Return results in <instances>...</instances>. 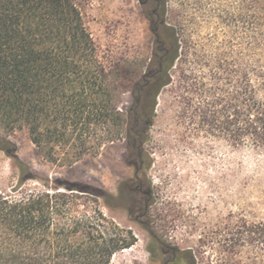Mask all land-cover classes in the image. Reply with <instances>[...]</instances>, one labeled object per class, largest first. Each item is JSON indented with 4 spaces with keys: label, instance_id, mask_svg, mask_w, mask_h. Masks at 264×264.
<instances>
[{
    "label": "trees",
    "instance_id": "trees-1",
    "mask_svg": "<svg viewBox=\"0 0 264 264\" xmlns=\"http://www.w3.org/2000/svg\"><path fill=\"white\" fill-rule=\"evenodd\" d=\"M161 1L163 18L166 3ZM81 15L74 0H0V124L10 130L27 128L50 161L71 166L84 151L123 135L130 149L139 147L146 163L158 98L173 84V70L182 58L180 38L165 23L154 25L153 61L134 83L125 65L112 70L104 66ZM255 31L264 36L260 28ZM246 51L241 84L223 62L210 69L211 82L195 68L182 69L181 103L193 122L199 118L200 129L234 149L263 152L259 87L264 86V66L255 58L264 54V46L250 43ZM127 92L133 101L123 109ZM7 145L12 152L0 148L18 160L16 145ZM18 165V186L0 191V264H113L117 253L132 247V232L114 224L103 229L101 217L84 221L73 216L75 193L87 191L63 181L53 190L27 189V181L35 178L26 163L18 160ZM240 235L253 237L264 264V224ZM178 260L196 264L191 250L181 252L174 263Z\"/></svg>",
    "mask_w": 264,
    "mask_h": 264
},
{
    "label": "rangeland",
    "instance_id": "rangeland-1",
    "mask_svg": "<svg viewBox=\"0 0 264 264\" xmlns=\"http://www.w3.org/2000/svg\"><path fill=\"white\" fill-rule=\"evenodd\" d=\"M158 1L145 6V0H74L104 66L112 70L125 65L134 83L154 58L152 19L173 28L180 38L182 58L173 70V84L158 98L145 146V178L155 194L152 231L158 240L119 209L118 184L132 174L125 136L84 151L71 166L50 161L25 127L10 130L0 124V146L12 152L7 142L16 145L18 160L30 167L35 179L27 181V189L53 190L63 181L85 190L75 193L73 216L84 221L101 217L103 229L114 224L133 233L134 244L117 253L113 264H159L161 256L157 252L153 259L152 254L160 243L179 253L193 251L196 264H263L253 237L241 239L240 232L264 224V151L234 149L200 129L199 118L193 122L191 111H184L179 77L182 69L195 68L211 82L210 69L223 62L241 84L248 46H264V36L255 31L264 32V0H163L166 15L162 18L160 11L156 19L151 13L163 3ZM256 61L264 66V54ZM259 90L264 100V86ZM132 101L127 92L121 106L128 108ZM18 160L0 148V191L18 186Z\"/></svg>",
    "mask_w": 264,
    "mask_h": 264
},
{
    "label": "flooded vegetation",
    "instance_id": "flooded-vegetation-1",
    "mask_svg": "<svg viewBox=\"0 0 264 264\" xmlns=\"http://www.w3.org/2000/svg\"><path fill=\"white\" fill-rule=\"evenodd\" d=\"M151 3H159V1L145 0L144 5L149 6ZM159 12L160 8H157L151 13V15H153L154 18L157 19V17H159ZM152 23L153 24L151 26V31H153L152 27L155 24L158 25V23L155 22L153 19ZM126 146V161L128 166H130L132 169V174L121 179L118 184L117 196L119 202H121V205H119V209L125 210L129 217L132 219V221L141 225L146 231L152 234V236L154 237L153 239L158 240L157 236L154 235L152 231V225L155 222L152 218V214L154 213L155 202L153 201L155 194L153 189L148 185V182L145 178L147 161L145 163L144 160L141 159V154H139L140 150L137 145L131 148V150L129 147V143L126 140ZM130 151L133 152V155ZM160 244V248L158 250H153L152 258L155 257L156 253L158 252L157 255L161 256V258L159 259V264H175L174 261L180 253L175 249L170 250L165 248L162 243ZM183 261L184 260H178V264H183Z\"/></svg>",
    "mask_w": 264,
    "mask_h": 264
}]
</instances>
